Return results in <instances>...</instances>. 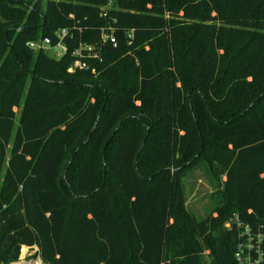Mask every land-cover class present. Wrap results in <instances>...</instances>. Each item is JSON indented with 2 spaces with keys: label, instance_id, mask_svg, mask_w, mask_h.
I'll return each mask as SVG.
<instances>
[{
  "label": "trees",
  "instance_id": "1",
  "mask_svg": "<svg viewBox=\"0 0 264 264\" xmlns=\"http://www.w3.org/2000/svg\"><path fill=\"white\" fill-rule=\"evenodd\" d=\"M108 3L0 0V264H236L238 224L264 235V0ZM114 18L87 69L27 45Z\"/></svg>",
  "mask_w": 264,
  "mask_h": 264
},
{
  "label": "built area",
  "instance_id": "2",
  "mask_svg": "<svg viewBox=\"0 0 264 264\" xmlns=\"http://www.w3.org/2000/svg\"><path fill=\"white\" fill-rule=\"evenodd\" d=\"M113 2L114 0H109L107 5L101 7L102 16L108 17V11L112 8ZM70 16L74 17L73 14ZM116 23V18L108 21L107 24L101 28L100 38L96 42L88 43L82 40L75 41L76 30L82 31L81 27H76L75 25L73 27L59 28L55 32L54 37L38 36L37 38L30 40L27 45L35 52L46 50L52 57L61 58L71 50L67 41L76 42L77 45L74 46L72 50V56H75L76 58L70 66L69 71H73L75 68L87 69L89 67L87 61L89 58L101 60L99 49L106 44L117 46L118 39L116 35ZM227 227L230 228L231 224L227 223ZM238 228L240 230V240L235 251L236 264H264V251L262 246L264 235L261 230L254 229L248 224H238Z\"/></svg>",
  "mask_w": 264,
  "mask_h": 264
},
{
  "label": "rangeland",
  "instance_id": "3",
  "mask_svg": "<svg viewBox=\"0 0 264 264\" xmlns=\"http://www.w3.org/2000/svg\"><path fill=\"white\" fill-rule=\"evenodd\" d=\"M42 1L46 2V0ZM3 60L0 62V67L3 64ZM184 182L187 194V207L197 218L206 216L215 206V184L203 170L198 169L189 172L185 176ZM38 260L42 261L41 257L38 256V247L35 245L26 248L22 247L20 259L16 263L39 264ZM42 264L45 263L42 261Z\"/></svg>",
  "mask_w": 264,
  "mask_h": 264
},
{
  "label": "bare ground",
  "instance_id": "4",
  "mask_svg": "<svg viewBox=\"0 0 264 264\" xmlns=\"http://www.w3.org/2000/svg\"><path fill=\"white\" fill-rule=\"evenodd\" d=\"M39 264H42V261L41 260H38L37 261ZM14 264H22V263H14Z\"/></svg>",
  "mask_w": 264,
  "mask_h": 264
},
{
  "label": "crops",
  "instance_id": "5",
  "mask_svg": "<svg viewBox=\"0 0 264 264\" xmlns=\"http://www.w3.org/2000/svg\"><path fill=\"white\" fill-rule=\"evenodd\" d=\"M26 247H28V246H26ZM24 262V261H23ZM16 263V262H15Z\"/></svg>",
  "mask_w": 264,
  "mask_h": 264
}]
</instances>
